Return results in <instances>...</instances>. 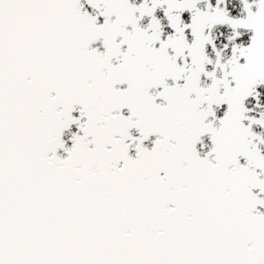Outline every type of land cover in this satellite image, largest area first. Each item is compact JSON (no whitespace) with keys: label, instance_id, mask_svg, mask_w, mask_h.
I'll return each instance as SVG.
<instances>
[{"label":"snow or ice","instance_id":"6c2138e0","mask_svg":"<svg viewBox=\"0 0 264 264\" xmlns=\"http://www.w3.org/2000/svg\"><path fill=\"white\" fill-rule=\"evenodd\" d=\"M0 264H264V0H0Z\"/></svg>","mask_w":264,"mask_h":264}]
</instances>
